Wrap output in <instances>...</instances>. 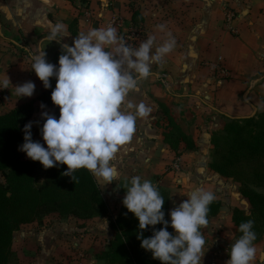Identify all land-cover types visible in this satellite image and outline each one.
<instances>
[{"label": "crops", "instance_id": "1", "mask_svg": "<svg viewBox=\"0 0 264 264\" xmlns=\"http://www.w3.org/2000/svg\"><path fill=\"white\" fill-rule=\"evenodd\" d=\"M110 5L126 18H131L132 9L143 18L145 34L135 47L149 35L156 36L159 45L166 38V32L175 39V46L159 64L151 66V75L139 80L137 88L127 97L126 103H143L148 112L137 118L131 140L121 146L111 162L117 173L112 184L104 186L95 179L105 203L109 206L119 203L133 176L166 190L169 212L196 187L219 192L217 185L222 178L209 170L211 132L226 118H246L252 114L244 96L256 108V113L264 112V0H87L86 9L79 2L72 5L65 0H0V21L4 24L0 25V82L5 75L10 81L6 89L0 87V115L23 103L34 102L29 121L33 124L31 133L36 141L43 143L41 113L51 115L53 108H42L36 100L44 87L31 71V55L44 49L47 61L57 64L61 44L71 45L79 33L104 27ZM226 7L234 9L239 17L235 22L237 35H232L224 26ZM85 11L90 13V19H86ZM74 19L77 26L76 34L72 35L68 27ZM56 24L65 25L68 35L60 43L48 40ZM161 24L165 25V32L157 31L156 26ZM218 59L228 77L206 65ZM162 75L169 78L168 89L162 84ZM29 81L35 84L33 95L18 97L13 87ZM55 83L54 79L52 89ZM167 117L191 141V149L180 143L176 155L164 143ZM174 159H180L181 172H165ZM218 195L215 199L221 202V209L209 220V233L222 229L221 224H230L231 214L224 213L227 203ZM93 220V226L97 227H90L89 231L69 226L67 220L59 218L52 219V223L45 218L41 223L21 226L13 234L16 264H55L56 260L87 264L85 254L91 246H86L85 241L101 228L108 230L104 221ZM66 239L71 240L72 248L61 244ZM254 246L256 255L252 264H264V239ZM204 251L202 264H226L227 246L219 244ZM90 263L94 261L90 259Z\"/></svg>", "mask_w": 264, "mask_h": 264}, {"label": "clouds", "instance_id": "2", "mask_svg": "<svg viewBox=\"0 0 264 264\" xmlns=\"http://www.w3.org/2000/svg\"><path fill=\"white\" fill-rule=\"evenodd\" d=\"M156 28L165 32L163 24ZM165 34L159 45L157 37L149 35L132 47L113 26L92 28L74 37L71 45L61 44L55 65L47 61L44 49L31 55V71L43 87L52 88L51 79L56 81L50 100L59 109V116L41 113L43 143L33 141L32 122L25 124L19 151L45 170L63 165L66 171L62 175L72 178L74 172L83 169L104 186L112 184L117 173L111 162L121 146L131 140L137 118L148 112L143 103H126L127 97L139 80L151 75V66L159 64L174 49L175 39L170 32ZM67 36L66 26L56 24L48 40L60 43ZM8 85L5 75L0 87L6 89ZM13 88L18 97L29 98L35 84L29 81ZM186 197L165 220V200L157 187L139 176L130 179L122 205L138 221L140 247L160 264H202L205 240L200 229L207 225L209 206L216 197L202 187L189 191ZM253 224L248 220L239 225L241 235L227 251L226 264H252L256 255ZM156 225H161L159 230ZM147 228L153 231L144 238Z\"/></svg>", "mask_w": 264, "mask_h": 264}, {"label": "trees", "instance_id": "3", "mask_svg": "<svg viewBox=\"0 0 264 264\" xmlns=\"http://www.w3.org/2000/svg\"><path fill=\"white\" fill-rule=\"evenodd\" d=\"M74 5L79 2L84 9L87 0H65ZM130 21L133 25L142 24L143 18L137 10H131ZM0 25L4 24L0 21ZM77 20L74 19L69 32L76 34ZM54 78L51 79V83ZM52 88L45 89L36 98L43 106L52 107V116L58 118L59 110L51 103ZM34 113V102L23 103L9 112L0 115V264H10L13 234L21 226L41 221L56 214L59 219L73 218L88 221L104 217L107 206L94 177L86 170H78L73 177L62 175L66 167L60 165L44 169L39 162H33L21 155L19 147L23 143V131ZM224 135L211 141L212 155L209 170L220 177L231 178L240 184L239 192L247 200V211L234 208L231 211V223L236 230L235 240L241 235L238 227L242 222L254 221L253 231L256 234L254 245L264 238V194L250 189L248 183L239 179L236 168L240 165L250 166L248 182L258 187L264 186L262 171L264 159V113L254 117L226 118ZM164 143L177 155L180 143L187 149L192 143L177 128L171 129L167 124ZM33 141H36L32 136ZM43 172L41 185H33L34 170ZM165 202L162 211L168 219L169 193L157 187ZM221 209L217 199L209 206L207 220L215 218ZM161 225H156L159 230ZM115 236L104 253L107 264H160L158 260L146 255L140 248L137 239L138 221L123 207L116 218ZM153 229L143 231V237H150ZM171 233L172 229L168 228ZM152 258V260H151Z\"/></svg>", "mask_w": 264, "mask_h": 264}, {"label": "rangeland", "instance_id": "4", "mask_svg": "<svg viewBox=\"0 0 264 264\" xmlns=\"http://www.w3.org/2000/svg\"><path fill=\"white\" fill-rule=\"evenodd\" d=\"M261 113H264V112H261ZM167 118H168V120H167L168 127H170V128L172 127L171 129H173V128L177 129L178 126L173 122V120L169 117H167ZM226 123H227V121L225 120L224 123L219 128L213 129V131L211 132V135H210V139H209L210 146H211L212 139L223 137L224 128L226 126ZM211 155H212V148L210 150V159H211ZM249 169H250V166H246V165L238 166L236 168V173L238 175H240L239 179L243 180L245 183H248L249 184L248 187L250 189H253L257 192L264 194V186L258 187L255 184H251L248 182L247 178L244 176V175H248ZM42 170H39V169L34 170V175L32 177V180H33L32 183L34 186L35 185H41V183L43 182ZM262 171L264 173V159H263ZM221 178H222V180H220L221 182H219L217 185V187H218V189H220V191L219 192L213 191V192H214V195L219 194L218 196L220 197V199L223 202L227 203V208L224 210V213L226 215L231 214V211L234 208H239L241 210L247 211L249 209V206H248L247 200L244 197H242L240 192H239L240 184L231 178H223V177H221ZM0 182L3 183V178L1 176H0ZM122 200L123 199H121L119 203L110 204V206L108 204H106V206H107L106 215L104 217L95 218V219H99L100 222L104 221L103 224L104 225L106 224V227L108 228V230H103L101 228L98 230V234L91 235L90 237H88V241H85L86 246H88V245L91 246L90 250H87V253L85 254V257L87 258V261H88L87 264H95V263L96 264H107L105 259H104V253L108 250L109 245L115 236L114 229L116 226V218H117V215L119 214V212L123 208ZM168 206H169V202H168ZM56 216H57L56 214H51L45 218L49 219L50 223H52V219H54V220L58 219L57 218L58 216L57 217ZM67 221H68L67 225H69V226L72 225L73 227L74 226L75 227L76 226L83 227L84 229H87L86 231H89L90 227H97V226H93V224L95 223V221L93 219L88 220V221H79V220H75L73 218H70V220L67 219ZM221 225H222V229H220V230H221L222 235H221V233H219L220 230L209 233L207 230L208 228H210L208 223L206 226H203L200 229V231L204 237V240H205L204 248H207L210 246L214 247L215 245L217 246V245L221 244V245L227 246L228 250L230 249L229 246L231 245V243L235 242V237H236V230H235L233 224L231 223V217H230V224L227 223L226 225L225 224L224 225L221 224ZM212 228L215 229L216 226H213ZM60 242H61V244L65 243L67 248H69V247L72 248L71 240L66 239V240L60 241ZM61 246H63V245H61ZM143 251L146 255H148L149 257H152L150 252H147L145 250H143ZM12 253H13V257H12L10 264H16L18 261L16 258V254L13 251H12ZM53 259H55V258H53ZM90 259H92L94 261V263H90ZM151 260H152V258H151ZM66 263H69V262L63 263L62 260H56V262H55V264H66Z\"/></svg>", "mask_w": 264, "mask_h": 264}, {"label": "built area", "instance_id": "5", "mask_svg": "<svg viewBox=\"0 0 264 264\" xmlns=\"http://www.w3.org/2000/svg\"><path fill=\"white\" fill-rule=\"evenodd\" d=\"M109 8V18L107 22L104 24V27L113 26L117 29L118 36L123 38L129 46L135 47L138 42L144 37L145 30L142 24L133 25L129 18H126L124 15L120 14L117 10ZM86 19H90L91 15L88 11L84 13ZM238 15L234 9L226 7L224 9V26L232 35H237V29L235 22L238 20ZM212 70L220 73V75L228 77V73L225 67L222 65V62L218 59L216 61H209L206 63ZM162 84L168 89L170 87L169 78L166 75H162ZM182 165L180 159H174L168 167L165 169L167 173H179L181 172ZM66 264H74V263H66Z\"/></svg>", "mask_w": 264, "mask_h": 264}, {"label": "water", "instance_id": "6", "mask_svg": "<svg viewBox=\"0 0 264 264\" xmlns=\"http://www.w3.org/2000/svg\"><path fill=\"white\" fill-rule=\"evenodd\" d=\"M40 50V49H39ZM243 100L251 107L252 109V114L249 117H254L256 114V108L254 106H252L250 103H248V101L246 100V97H243Z\"/></svg>", "mask_w": 264, "mask_h": 264}]
</instances>
